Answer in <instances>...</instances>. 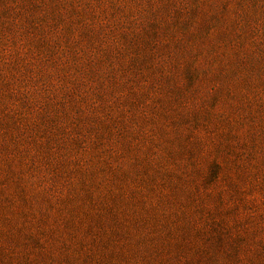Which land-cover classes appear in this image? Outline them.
I'll list each match as a JSON object with an SVG mask.
<instances>
[{
    "label": "rangeland",
    "instance_id": "obj_1",
    "mask_svg": "<svg viewBox=\"0 0 264 264\" xmlns=\"http://www.w3.org/2000/svg\"><path fill=\"white\" fill-rule=\"evenodd\" d=\"M0 264H264V0H0Z\"/></svg>",
    "mask_w": 264,
    "mask_h": 264
}]
</instances>
